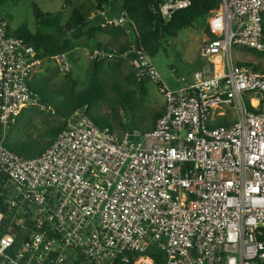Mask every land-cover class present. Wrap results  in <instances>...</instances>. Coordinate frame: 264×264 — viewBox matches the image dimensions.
Instances as JSON below:
<instances>
[{"label":"built area","instance_id":"2783aa9c","mask_svg":"<svg viewBox=\"0 0 264 264\" xmlns=\"http://www.w3.org/2000/svg\"><path fill=\"white\" fill-rule=\"evenodd\" d=\"M189 4L158 9L168 20ZM97 13L102 28L126 23L107 6ZM208 25L201 56L224 53L226 72L210 66L175 88L132 45L137 77L165 98L153 129L119 134L77 110L45 152L25 158L7 137L36 105L39 60L0 15V264H154L152 246L165 264H264V72L231 58L234 47L264 54V0H221ZM54 58L70 71L67 53Z\"/></svg>","mask_w":264,"mask_h":264},{"label":"rangeland","instance_id":"374dc122","mask_svg":"<svg viewBox=\"0 0 264 264\" xmlns=\"http://www.w3.org/2000/svg\"><path fill=\"white\" fill-rule=\"evenodd\" d=\"M33 3H36L44 13H60L62 25L67 23L75 8H83L90 17L93 16L97 21L100 18L97 13L95 0H21L19 7L15 10V14L9 18L12 32L17 33L20 29L26 28L31 32H36L39 29L42 34L55 35L53 28L38 26L34 15ZM116 4L117 6H121L122 0H117ZM209 17L203 23L196 22L192 26L182 29L176 38L166 37L158 53L152 57V64L166 86L173 87L181 84L183 78L187 79L195 71L204 68L208 69L212 64L217 63V59L202 58L200 53L202 42L213 38L208 25ZM88 28L84 30L80 38L72 42V50L67 53L71 76L78 80L79 86L76 89L77 91L88 84V78L92 70L93 61L95 60L94 56H91L88 44L91 42L88 38ZM237 49L246 54L245 57H240ZM132 55L135 59L134 54ZM45 58L46 60L43 63L41 71L44 76L41 75V78L49 76L51 80L48 85H43V83L42 85L46 89L44 91L47 92V96L54 101V104L58 105L60 97L55 93L54 84L64 80V73L59 70L54 57L48 56ZM231 58L233 62L236 60H257L260 64L253 66L264 72V54L256 55L248 51L247 48L234 47ZM101 61L104 70L100 79L104 83V93L101 98L93 100L90 107V114L94 122L98 125L109 126L112 128V131L119 134L134 129L141 131L151 129L155 125L152 119L155 107L152 105H155L156 98L153 99L154 101L150 105L145 98L141 99L139 97V93L134 85L125 81L126 77L133 70L131 62H120L115 53L106 55L101 58ZM224 61L226 63V58ZM113 85L119 86V90L113 88ZM156 85L158 93L162 94L158 89V84ZM153 91L154 89L150 85L147 94L152 95ZM34 94L38 101L41 102L37 93L34 92ZM38 101L36 105H31L30 108L22 111L12 124L13 127L10 129L7 140L10 148L19 146L30 140H38L48 128L63 122L62 118L52 108L50 110L46 109ZM230 114L232 115L231 112Z\"/></svg>","mask_w":264,"mask_h":264},{"label":"trees","instance_id":"16d2710c","mask_svg":"<svg viewBox=\"0 0 264 264\" xmlns=\"http://www.w3.org/2000/svg\"><path fill=\"white\" fill-rule=\"evenodd\" d=\"M13 1L16 2L18 0ZM114 1L117 0H95L96 9H102L104 6H108ZM163 1L164 0H122L120 13L125 16L126 23L123 26L112 27L107 30L116 39L125 37L128 39V42L122 45L120 49L114 51L102 41H94L95 34L97 32H103L105 29L100 25L92 26L88 28V34L93 40V44L89 46L91 56H93L94 50L99 49L105 50L108 53H115L117 56L122 57L125 53L131 52V47L135 44L138 49L145 51L150 57H153L160 50L161 44H163L166 37L176 38L182 29L192 26L196 22L203 23L207 21L211 12L218 9L221 3V0H189L190 4L187 7L176 10L170 19L166 20L158 9L159 4ZM3 2L4 0H1L0 5ZM33 9L38 26L53 28L55 30V35L42 34L39 29L36 32H31L26 28L20 29L14 35L24 38L28 43L33 44L36 49V58L38 60L48 56L55 57L60 53L70 52L72 50V42L80 38L84 30L90 25V16L83 8H75L70 19L64 25L61 24L62 17L60 13H44L39 9L36 3H33ZM210 34L214 37L212 33ZM247 50L256 55L263 54L253 49L247 48ZM246 65L258 69L251 64ZM103 70L102 61L95 59L88 78V84L78 91L76 90L79 86L78 80L72 78L71 71L65 72L64 80L54 84L55 93L60 97L57 103L58 105L54 104V101L51 100L50 97L47 96V92L44 91L46 89L43 85H48L51 80L49 76L43 77L42 80L29 82L31 90L37 93L40 98V104L45 106L46 109L50 110L52 108L53 111L62 118L63 122L48 128V130L44 132L43 138L41 137L38 140L24 142L12 148L8 147L25 158L35 157L45 152L51 146L59 134L67 127L68 121L74 116L77 110L84 112L93 119L90 114L92 102L93 100L101 98L104 93V83L100 79ZM125 81L136 87L141 99L146 97L148 91L147 85L150 82L149 79L137 77L136 71L133 69L126 77ZM118 87L117 85H113V88L119 90ZM161 115L162 114L159 113H154L152 115L154 123H156V120ZM98 126L112 130L109 126ZM10 128L12 129V124ZM153 128L154 126L151 129ZM5 181V177L0 174V204H3L4 200L1 194L4 191ZM0 228V232H2V226ZM145 255L152 257L154 264H165L164 253L155 246L148 249ZM132 263L133 260L125 264Z\"/></svg>","mask_w":264,"mask_h":264},{"label":"crops","instance_id":"0c3cea01","mask_svg":"<svg viewBox=\"0 0 264 264\" xmlns=\"http://www.w3.org/2000/svg\"><path fill=\"white\" fill-rule=\"evenodd\" d=\"M20 3H21V0H18L16 2L13 1V0H4V2L1 3V5H0V15L3 17V19L6 20L7 25H8V29H9V32L12 33V34H15V33L11 31L10 23H9V20L10 19L9 18L12 17V15L15 14V10H16V8L19 7ZM116 3H117V1H114V2L110 3L107 6V13H108L109 16H116V15H119L120 14V6H117ZM98 21L99 22L101 21V17L98 19ZM98 21L93 16L90 17L89 18L90 25L88 27L90 28L92 26L99 25L100 23ZM104 29L105 30L103 32H97L95 34V40L94 41H96V40L99 41L100 40L105 45L110 46L111 49H114L115 51L118 50V49H120V47L122 45H124V44H126V42H128V39H126L125 37H121L119 39H116L112 34L109 33V31L107 30L108 28H104ZM88 38L91 41L88 44H89V46H91L93 44V40L90 38V35H89ZM208 40H210V39H208ZM205 42H206L205 40H204V42H202L201 49L204 46ZM237 51H238L240 57H242V56L245 57L246 54H244L241 50L237 49ZM200 52H201V50H200ZM117 57L119 58V61L120 62H123V63H126L127 61L131 62L130 64L133 66L132 68L134 70H136L139 67L138 62L134 59L132 53H130V52L125 53L124 56H122V57H119V56H117ZM210 58L217 59V63L211 65V68H213V73L215 75L224 74L226 72V64H225V61H224L225 60L224 53L219 54V55H216V56H212ZM45 60H46V58H43V59L39 60V64L34 69L33 73L31 74V76L29 78L30 79L29 82H35L36 80H40V79L43 78V77L41 78V75L44 76V74L41 71H42L43 63H44ZM235 63L236 64H239V65L240 64H242V65H246V64H251V65L260 64L257 60H253V61H239V60H236ZM209 72H210V67L208 69L207 68L206 69L204 68L202 70L195 71V73L191 77H189L187 79L183 78V82L181 84L175 85L172 88H175L177 86H182L184 84V81H188V82L192 81L198 74L199 75L201 74L203 76H206V75L209 74ZM150 85L153 87L154 91H153L152 95L147 94L146 97H145V99L151 105V103H153V101H154L153 99L156 98L155 105H152V106L155 107V113L163 114L164 111H165V108H166L165 98H164V96L162 94H159L158 93L157 85L155 83H153V82L150 81L148 83L147 87H149ZM30 107L31 106L25 108L23 111H25L26 109H28ZM12 127H13V125H12ZM9 133H10V130H9ZM8 136H9V134H8ZM8 138L9 137H7V140H8ZM7 145H8V143H7Z\"/></svg>","mask_w":264,"mask_h":264}]
</instances>
